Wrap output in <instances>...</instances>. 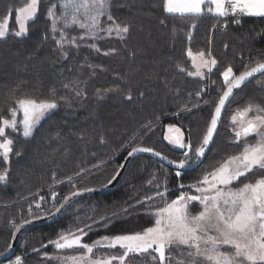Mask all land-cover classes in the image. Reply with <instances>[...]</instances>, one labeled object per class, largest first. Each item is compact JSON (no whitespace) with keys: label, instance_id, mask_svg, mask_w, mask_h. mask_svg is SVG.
<instances>
[{"label":"trees","instance_id":"obj_1","mask_svg":"<svg viewBox=\"0 0 264 264\" xmlns=\"http://www.w3.org/2000/svg\"><path fill=\"white\" fill-rule=\"evenodd\" d=\"M27 2L0 0V18L10 12L11 22L12 11ZM51 2L40 0L38 15L28 23L26 36H12L11 32L16 27L9 23V35L0 39V103L4 109L12 106L9 87L21 85L27 77L26 69L17 70L18 61L11 66L14 68L11 73L7 65L2 64L4 55L20 43L25 46L20 52L27 57L26 61L29 59L28 63L41 61L38 62L41 66L35 68L39 78L34 85L35 88L39 86L40 98L48 97L49 90L54 88L58 104L41 119L31 137L25 138L18 132L14 135V151L8 164L0 160V170L5 167L10 170L9 179L0 182V253L8 249L15 225L33 216L41 217L52 212V203L59 205L65 195L75 190L72 185L92 188L106 184L132 147H151L176 161L183 158L182 150L172 148L166 142V125L181 127L186 141L190 138L195 146L199 143L214 108L212 102L218 98L223 85L215 79L214 92L207 100L210 103H206L201 82L187 75L192 69L191 60L186 55L187 48L191 47L194 52L211 51L218 61L215 72L231 65L239 74L246 65L264 59V17L245 16L238 24L231 18L216 19L210 14L205 15L191 29L192 39L189 40L192 21L169 18L165 25H161L157 0H116L112 8L114 18L121 24H131L126 40L122 42L115 35L105 37L96 42L100 53L81 47L70 50L69 57L64 59L49 33L50 23L46 14ZM46 35L49 36L47 40L44 39ZM70 35L78 36L79 31H72ZM11 39H15L14 42H10ZM65 47L68 49L69 46ZM113 48L116 49L115 54L103 55ZM177 64L186 71H179ZM66 84L67 88L64 87ZM106 89L113 91L105 92ZM77 90L81 92L80 96L76 95ZM198 91H201V99L196 96ZM23 92L19 91L20 94ZM129 92L131 100L126 99ZM249 102L264 103V74L250 80L234 94L225 107L214 142L198 167L180 171L178 177L176 170L158 160L136 156L113 190L78 199L52 222L25 230L17 241L13 256L0 260V264L13 261L17 256L22 258V264H56L49 257L56 254V250L43 244L57 238L59 232L82 228L100 216L136 205L137 200L154 194L156 184H160V191H163L165 178L167 199L176 198L181 184L191 183L204 165L207 168L213 163L209 159L214 152L222 160L239 151L233 143V125L227 118ZM20 115L22 117V112ZM35 141L44 144L39 147ZM16 152L21 155L17 156ZM103 160L107 165H115V170L107 166L109 171L105 177L90 175L89 169ZM110 170L113 171L111 175ZM68 177L75 179L74 182H67ZM153 177H156L155 183L149 184ZM49 187L54 188L48 190ZM37 191H42L40 197L21 200ZM53 192L56 197H53ZM153 203L160 204L161 201L157 198ZM84 209L83 213H77ZM143 212L144 208L140 206L127 213L122 212L107 228L103 225L93 227L83 242L91 243L105 235L128 233L150 226L151 218ZM107 254L117 253L108 249L95 252L96 256ZM129 264L145 262L137 257Z\"/></svg>","mask_w":264,"mask_h":264},{"label":"snow or ice","instance_id":"obj_2","mask_svg":"<svg viewBox=\"0 0 264 264\" xmlns=\"http://www.w3.org/2000/svg\"><path fill=\"white\" fill-rule=\"evenodd\" d=\"M115 3L116 0H52L46 14L50 23L49 33L62 58L67 59L70 50H79L81 47H88L100 53L101 49L96 42L113 34L122 42L126 40L131 32V24L116 21L112 14ZM39 5L40 0H28L25 6L15 9L18 30H13L12 36L21 38L28 34V23L38 15ZM156 6L161 12V25H165L169 18L192 21L188 31L189 40L192 39L191 29H194L197 21L205 15L210 14L216 19L229 18L230 15L264 17V0H157ZM9 19L10 16L6 14L0 20V39L9 35ZM77 30L78 36L70 35L72 31ZM48 38V35L44 37L45 40ZM66 45L69 46L68 49ZM115 53L116 49L113 48L103 52V55ZM186 55L194 68V71L187 72L188 76L203 79L204 70L212 72L218 65L211 51L194 52L189 47L186 49ZM177 69L186 71L180 64H177ZM256 73L264 74V59H257L254 63L246 65L239 74L234 72L231 65L220 73L223 88L218 98L212 102L214 108L210 119L194 149L190 141L185 143L180 128L171 124L167 126L175 135H165V139L185 149L183 158L179 161H169L171 164L183 169L201 161L210 144L214 142L222 111L230 102L234 90L240 89ZM20 87L21 85H17L10 90L9 100L12 106L8 108V112L11 119L0 116V158L4 164H8L10 154L14 151V140L9 137L8 130L18 132L25 138L31 137L41 119L58 106L54 88L49 90L48 97L38 98L29 94H18ZM64 87L67 88L68 85ZM203 90L202 88L201 91ZM108 91L113 89L105 90ZM201 91L196 93L198 97ZM76 95L80 96L81 92L77 90ZM126 99H132L130 92ZM17 112H22V119H17ZM231 122L233 143L239 151L227 155L194 183L187 186L181 184L180 194L170 201L167 199L165 178L162 182L165 185L163 191H160L161 185L156 184L157 190L154 194L137 200L136 205L100 216L98 220L93 219L91 224H85L82 228L62 232L50 243L57 250H74L78 254L58 256L55 259L61 264H129L137 257L145 264H264V103L249 102L243 109H238L232 114ZM252 136L255 140L249 142ZM140 151L161 156L160 152L151 147L138 145L131 148L125 160ZM15 154L21 155L20 152ZM163 159L168 160V157L164 156ZM123 167L124 164H121L120 168ZM256 173L259 175H255L252 180L248 179ZM118 175L119 169L108 183L111 184ZM176 175L179 177L181 172L177 171ZM9 176V168L0 170V182L7 181ZM67 179L70 182L72 178ZM241 179L246 182L234 187L233 185ZM155 180L156 177H153L148 183L153 184ZM72 187L75 190L65 195L59 205L54 203L53 211L46 215L60 213L74 197L92 191L76 185ZM185 187L190 191H183ZM191 190H194V193ZM52 195L56 197L57 194L53 192ZM157 198L160 199V204L153 203ZM197 205L199 211L193 214L191 209ZM136 206L144 208L143 215L151 218L150 226L142 227L138 231L105 235L91 243L83 242L93 227L103 225L107 228L114 217L122 212L127 213ZM37 207L40 205L37 204ZM38 218L33 216V219ZM27 223L28 220L23 221V224ZM23 224L15 225V230L19 231ZM8 248H11V244ZM100 249H118V253L96 256L95 252ZM12 264H22V258L17 256Z\"/></svg>","mask_w":264,"mask_h":264},{"label":"rangeland","instance_id":"obj_3","mask_svg":"<svg viewBox=\"0 0 264 264\" xmlns=\"http://www.w3.org/2000/svg\"><path fill=\"white\" fill-rule=\"evenodd\" d=\"M23 7V6H22ZM15 13V14H14ZM8 14H10V12L8 13ZM7 14V15H8ZM12 14H13V16H12V18H11V22H10V19H9V23L12 25V23H14L15 24V30H18V25H17V23H16V19H15V17H16V12L13 10L12 11ZM10 16V15H9ZM246 16H248V15H246ZM4 17H1L0 18V20H2ZM10 29H11V27H9ZM113 35H115V34H113ZM14 40L15 39H11L10 40V42H14ZM9 42V43H10ZM12 47V46H11ZM2 47H0V50H2L1 49ZM13 49H11L8 53H6L5 55H4V57H3V61H2V64L3 65H7V67L9 68V72L11 73V71L12 70H14V68H11V66H14L15 64H16V62L15 61H18L19 63H20V65L17 67V70L18 71H22V70H24V69H26V71H27V77L25 78V80L21 83V87L19 88V90H18V94H20L19 93V91L20 90H24V92L23 93H21V94H25L26 92V94H29V95H32V96H35V97H38V98H40V94H41V92H39L38 91V87L37 88H35V86L34 85H37V80H38V75L36 74V72L37 71H35V68H36V66H38V67H40L41 65H38V62H41L40 61V59L39 60H37V62H35V63H28V60L26 61V59H27V57L25 56V55H23L21 52H20V50H24L25 49V46H24V44L23 43H20V44H17L15 47H12ZM13 51V52H12ZM44 61V60H43ZM191 65H192V61H191ZM29 66V67H28ZM214 69L215 68H213V70H212V72H207V70H204L205 71V75H204V78L202 79V78H200V77H196V76H190V77H193V78H195V79H197V80H199L200 82H201V86L204 88V94H205V101H207L208 100V98H211V96H212V94H213V92H214V90H212L213 89V84H215L216 83V78H217V81L219 82V83H221L222 85H223V79H222V77H221V75H220V73L221 72H223L224 70H222V71H220V72H215L214 71ZM191 71H194V68L192 67V69H191ZM12 75V74H11ZM214 82V83H213ZM205 85H206V87H205ZM17 87V85H11L10 87H9V90H11V89H14V88H16ZM27 89H30V90H27ZM197 96V95H196ZM198 97V96H197ZM200 98L199 99H201L202 98V94L199 96ZM0 116H3V117H5V118H8V119H11V115H10V113L8 112V110H5L4 109V107H3V104H2V102L0 103ZM17 119H22L23 118V115H22V117H21V115H20V112H17ZM250 115H252V114H250ZM227 121H229L231 124H232V122H231V117H228L227 118ZM168 125H170V124H168ZM168 125H166L165 126V128H164V136L165 135H175V133H172L169 129H168ZM171 125H173V124H171ZM176 127H178V128H180L181 129V133H182V135H183V138H184V132H183V130H182V128L181 127H179V126H177V125H175ZM8 133H9V137L10 138H12L13 140H14V135L15 134H17V132H13L12 130H8ZM40 138H38L37 140H39ZM254 140H255V137L254 136H252V137H250L249 138V142H254ZM184 141H185V143H188L189 141L191 142V144H192V146H193V149L195 148V142L192 140V139H190V138H188V140L186 141L185 139H184ZM166 142L172 147V148H175V149H179V150H182L183 152L185 151V149H181V148H179V147H177L176 145H174V144H172V143H170L168 140H166ZM35 143H36V145H38L39 147L41 146V144H44V142L43 143H38L37 141H35ZM27 153H30V151H28ZM221 156H219L218 154H217V152H214L211 156H210V159H209V161H211V162H213L209 167H207L206 168V166L204 165L199 171H198V173H197V175L195 176V179L191 182V183H189V184H192V183H194L195 181H197L200 177H202V175L204 174V172L205 171H211L212 170V168L213 167H215L219 162H221L222 160H219V158H220ZM2 158H0V160H1ZM219 161V162H218ZM216 163V164H215ZM110 167V169L111 170H115V165H107V162L106 161H101L100 163H98V164H96V165H94L92 168H90L89 169V171H90V175H95V176H99L100 178H103V177H105L106 176V174H107V171H109V168L108 167ZM110 170V175L113 173V171H111ZM132 170V169H131ZM131 170L129 171V172H131ZM81 174H83V172L81 173ZM90 175H88V176H86V177H84V180H86ZM255 175H259V173H256V174H254V175H252V176H249L248 177V179L249 180H252V179H254V177H255ZM74 180L75 179H72L71 181L72 182H74ZM67 182H69V180L67 179L66 180ZM244 182H246L244 179H241L240 180V182L239 183H236V184H234L233 186L234 187H239L240 186V184H242V183H244ZM189 184H187V185H189ZM186 185V186H187ZM94 186V185H93ZM52 188H54V187H49V188H47L48 190L49 189H52ZM184 191H190L187 187H186V189L184 190ZM193 193H194V190H191ZM41 194H42V191H37V192H35L34 194H31V195H28L27 197H24V198H22L21 200H24V199H26V198H37V196H41ZM54 203H52V205H53ZM80 204V203H79ZM79 204L77 205V206H79ZM97 204V203H96ZM85 211V209L84 210H78L77 211V213H83ZM191 211L193 212V214H195L196 212H198L199 211V206L197 205L196 207H193L192 209H191ZM76 218V217H75ZM33 219V218H32ZM30 220V219H29ZM67 231H69V230H65V231H62V232H67ZM62 232H59V233H57V237H58V235L59 234H61ZM56 239V238H55ZM54 239V240H55ZM51 241H53V240H51ZM46 245H49V246H51L53 249H55L56 251V254H54V255H52V256H49L50 257V259L52 260V261H54L56 264H61V262L58 260V259H55V257H58V256H67V255H75V254H78L76 251H74V250H57L56 248H55V246L53 245V244H51L50 243V241H48L46 244H43V246H46ZM115 253H118V251H117V249L115 250ZM16 258V257H15ZM15 258L13 259V261L15 260ZM13 261H8L7 263L8 264H12V262ZM10 262V263H9ZM6 263V264H7ZM130 263V262H129Z\"/></svg>","mask_w":264,"mask_h":264},{"label":"water","instance_id":"obj_4","mask_svg":"<svg viewBox=\"0 0 264 264\" xmlns=\"http://www.w3.org/2000/svg\"><path fill=\"white\" fill-rule=\"evenodd\" d=\"M260 74H261V73H256V74H254V77L249 78V80L246 81V82L243 84V86H244L247 82H249L250 80L254 79L255 77H257V76L260 75ZM238 90H239V89L234 90V94H235ZM234 94H233V96H234ZM233 96H232V97H233ZM232 97H230V100L232 99ZM227 104H228V103H227ZM227 104H226V106H227ZM224 110H225V109H224ZM224 110L222 111L221 118H222V115H223ZM220 121H221V119H220ZM220 121H219V123H218V126H219V124H220ZM218 126H217V129H218ZM216 132H217V131H216ZM215 134H216V133H215ZM215 134H214V137H215ZM211 145H212V143L210 144L209 148L206 150V154L201 158V161L197 162L196 164H191V165L185 166L183 169H179L176 165L171 164L169 161H172V159H170V158H168V160L163 159V157H164L165 155H163L162 153H161V156H156L154 153H151V152H143V151H140V152L135 153L133 157H129L128 160H125V157L127 156V154H126V156L124 157V159H123V161H122V163H121V164H124V167H123V168H120V166H119V168H118V169H119V175L117 176V178H116L115 180L112 181L111 184H109V183L107 182L106 184H104V185H102V186H99V187L88 188V189H92V191H86V192L81 193L80 196L74 197V198L72 199V202H74V201H76V200H78V199H81V198L88 197V196L102 195V194H105V193H107V192L113 190V189L117 186V184L121 181V179H122V177H123V175H124V173H125V171H126L128 165H129L130 161H131L134 157H136V156H149V157H152V158L158 160L159 162L163 163L164 165H166V166H168V167H170V168H172V169H174V170H176V171H185V170H191V169H194V168L198 167V166L203 162V160L205 159L207 153H208L209 150H210ZM143 147H145V146H143ZM130 151H131V150H130ZM154 151H156V150H154ZM156 152H158V151H156ZM194 159H195V158H194ZM116 172H117V171H116ZM116 172H115L114 175H116ZM114 175H113V176H114ZM113 176H112V177H113ZM111 179H112V178H111ZM111 179H110V180H111ZM72 202H71V203H72ZM69 204H70V203H69ZM69 204H68V205H69ZM68 205H67V206H68ZM67 206H66V207H67ZM66 207H65L64 209H62V211H61L60 213H57V214H55V215H44V216L39 217L38 219H30V220H28L29 223H27V224H23V222L20 223V224H23V227H22L19 231H16V230L14 229L13 233H15V234L13 235V233H12V235H11V240H10L11 248H8L7 251H5V252H3V253H0V260H7V259H9V258H11V257L13 256V254H14V252H15V250H16L17 241H18L20 235H21L25 230H27V229H29V228H31V227H33V226H38V225L48 224V223L52 222L53 220H55L56 218H58V217L63 213V211L66 209Z\"/></svg>","mask_w":264,"mask_h":264},{"label":"built area","instance_id":"obj_5","mask_svg":"<svg viewBox=\"0 0 264 264\" xmlns=\"http://www.w3.org/2000/svg\"><path fill=\"white\" fill-rule=\"evenodd\" d=\"M246 15H241V16H239V17H232L231 15H230V17L229 18H231L233 21L234 20H238L239 22H238V24L240 23V21H241V19L243 18V17H245ZM222 27H223V25H222Z\"/></svg>","mask_w":264,"mask_h":264}]
</instances>
